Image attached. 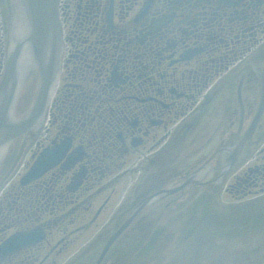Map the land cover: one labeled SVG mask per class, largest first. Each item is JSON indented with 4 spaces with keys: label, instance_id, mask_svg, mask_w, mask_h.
I'll list each match as a JSON object with an SVG mask.
<instances>
[{
    "label": "flooded vegetation",
    "instance_id": "obj_1",
    "mask_svg": "<svg viewBox=\"0 0 264 264\" xmlns=\"http://www.w3.org/2000/svg\"><path fill=\"white\" fill-rule=\"evenodd\" d=\"M59 11L64 42L61 75L47 113L45 137L37 145L41 149L67 139L71 148L47 178L25 187L16 182V198L24 200L18 214L32 212V207L41 212V196L45 204L63 198L75 171L119 168L136 158L146 161L151 154L158 159L160 153L155 152L163 135L169 137L170 127L184 119L200 98L208 102L218 95L223 99L241 83L245 112L251 115L257 79H242L237 71L242 59L264 42V0H60ZM1 14L5 17L4 10ZM218 80L221 93L218 87L211 88ZM223 135L216 132L182 167L183 181L212 162L202 185L222 190L225 184L218 176L225 166ZM38 153L37 149L32 159ZM253 159L226 183L225 192L233 191L235 199L264 192V153ZM65 163L71 166L68 173ZM44 186L50 188L43 190ZM53 190L50 197L46 191ZM184 192L171 201L180 202L188 194ZM153 194L150 189L143 195ZM107 200L96 212L97 201L88 202L86 215L81 213L73 223H82L90 213L92 219L100 217ZM169 202L141 217L140 225H133L135 234L155 224L159 217L154 215L168 211ZM13 205L0 203V217L7 223L0 228L4 237L11 229L30 228L16 224L17 206ZM4 210L6 216H2ZM33 217L38 219L32 213L31 219L23 218L21 223Z\"/></svg>",
    "mask_w": 264,
    "mask_h": 264
},
{
    "label": "water",
    "instance_id": "obj_2",
    "mask_svg": "<svg viewBox=\"0 0 264 264\" xmlns=\"http://www.w3.org/2000/svg\"><path fill=\"white\" fill-rule=\"evenodd\" d=\"M57 3L58 0H10L9 48L5 71L0 83V163L18 136L32 130L36 132L40 128L46 108L56 88L62 55ZM248 64L253 66L259 77L262 90L258 111L246 134L247 139L255 132L264 111V44L246 60L245 66ZM27 70L29 76L35 71L39 72L38 91L31 110L24 117L15 118L14 103L21 91L19 72ZM219 81L215 87L219 88L217 85ZM32 98L28 88L21 96L18 106L20 105L24 108L23 111H26ZM202 102L203 99L200 98L198 105ZM195 110H199L198 106H195ZM192 113L190 111L184 118L185 125L192 121L190 117ZM175 125L178 126V122L170 129H175ZM183 129L186 132V126ZM161 134L158 132V135ZM263 136L264 128L257 134L256 139L260 141ZM43 137L45 135L42 134L38 140ZM226 138L229 139V136ZM243 146L244 143L241 148ZM37 149V141L30 143L25 149L19 168L4 182H2L3 178L11 168L17 153L12 152V159L9 156L8 163L6 161L0 170V203L11 202L17 206L13 218L18 226L23 224L25 227H34L41 222L48 223L49 220L46 218L48 215L58 214L56 206L48 211L38 212L35 211V207H32V212L17 213L21 209L20 203L24 200H22L23 197L16 198L15 192L18 187L15 184L27 170L32 155ZM59 151L57 149L53 153L54 156ZM187 154L184 152L182 157ZM170 156L178 164L182 160L175 154ZM144 161L136 158L124 168H119L115 173L101 178V181L100 177L104 171L95 170L94 178L98 179L93 180L92 183H97V185L92 186L86 183L83 184L84 192L78 189L71 194L73 195L71 198L63 196V210L58 215H63L65 219L59 221L62 224L60 228L52 226L50 229V224H48V233L42 244L24 250L22 254H16L9 264H14L17 260L22 262L20 264H94L100 250L110 237L111 223L117 217V207L126 192L141 179L143 170L137 171L136 169L143 166L145 163H140ZM253 161L255 160L250 161L249 165ZM50 162L52 161L48 160V157H41L32 167L27 178L42 174L49 167ZM169 166L174 169L173 164ZM156 169V174L151 179L166 181L165 184L173 183V180L166 179V174L160 171L162 169L160 166ZM128 170L130 172L126 173ZM198 190L189 189L188 200L184 205L170 211L173 217L158 212L159 219L150 226V229L146 227L143 230L139 237V246L136 244L135 249L119 255L120 249L117 246L119 241L113 244L114 248L111 249L105 264H264V194L253 198L254 200H251V197L236 200L232 197L231 192L233 191L221 192V194L218 192L215 197H210L207 203L205 195L200 197ZM55 191L53 190L49 196L54 197ZM143 194L139 199L137 198L138 200L131 199L130 202L136 205L143 199ZM91 195L93 197L89 198ZM108 197H110L109 200H107ZM91 200L97 201L94 205L95 212L107 200L106 208L100 217L92 219L93 215L90 213L84 217L82 223H73L80 215L78 214L80 208L85 214L84 207ZM183 202L180 201L177 204L181 205ZM76 204L80 207H74ZM207 204L208 207H206ZM1 207L3 208V205ZM1 211L3 212L2 209ZM5 213H7L6 210L2 216H6ZM32 213L36 214L38 219L33 217V221L21 223L23 218L31 219L29 217ZM4 220L5 218L0 217V228L7 225ZM175 223L177 227L174 226ZM82 226H85L83 230L79 228ZM15 232L16 229H11L7 236ZM4 233L0 232V241L5 238ZM145 233L149 234L147 239L143 238ZM153 234L158 236V240L148 244L147 240H150ZM111 242L107 244L105 251ZM111 257L113 260L117 258L120 260L114 262L110 259Z\"/></svg>",
    "mask_w": 264,
    "mask_h": 264
},
{
    "label": "rangeland",
    "instance_id": "obj_3",
    "mask_svg": "<svg viewBox=\"0 0 264 264\" xmlns=\"http://www.w3.org/2000/svg\"><path fill=\"white\" fill-rule=\"evenodd\" d=\"M7 2L8 0H0V8L3 3L5 4ZM6 23H7V18L1 14L0 15V40H1L0 42V62L1 60L4 61L3 53H4V49L6 48V42H7V37H8L7 26L6 25L3 26V24H6Z\"/></svg>",
    "mask_w": 264,
    "mask_h": 264
}]
</instances>
